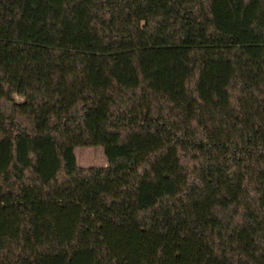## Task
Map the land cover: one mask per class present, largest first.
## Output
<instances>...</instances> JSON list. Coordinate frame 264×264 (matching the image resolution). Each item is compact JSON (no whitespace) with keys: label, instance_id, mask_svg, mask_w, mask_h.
<instances>
[{"label":"trees","instance_id":"16d2710c","mask_svg":"<svg viewBox=\"0 0 264 264\" xmlns=\"http://www.w3.org/2000/svg\"><path fill=\"white\" fill-rule=\"evenodd\" d=\"M0 264H264V0H0Z\"/></svg>","mask_w":264,"mask_h":264},{"label":"rangeland","instance_id":"374dc122","mask_svg":"<svg viewBox=\"0 0 264 264\" xmlns=\"http://www.w3.org/2000/svg\"><path fill=\"white\" fill-rule=\"evenodd\" d=\"M74 156L77 166L82 169L104 168L107 166L104 150L101 147L76 148Z\"/></svg>","mask_w":264,"mask_h":264}]
</instances>
